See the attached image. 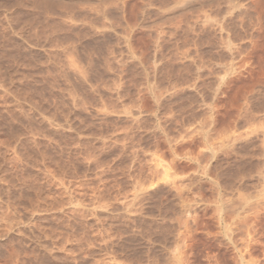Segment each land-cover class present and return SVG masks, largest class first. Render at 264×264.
Segmentation results:
<instances>
[{
  "label": "rangeland",
  "instance_id": "rangeland-1",
  "mask_svg": "<svg viewBox=\"0 0 264 264\" xmlns=\"http://www.w3.org/2000/svg\"><path fill=\"white\" fill-rule=\"evenodd\" d=\"M0 264H264V0H0Z\"/></svg>",
  "mask_w": 264,
  "mask_h": 264
}]
</instances>
